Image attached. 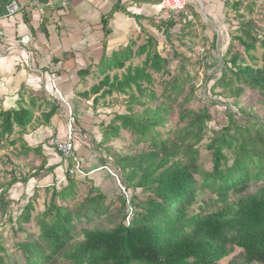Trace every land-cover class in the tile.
<instances>
[{
    "label": "trees",
    "instance_id": "obj_1",
    "mask_svg": "<svg viewBox=\"0 0 264 264\" xmlns=\"http://www.w3.org/2000/svg\"><path fill=\"white\" fill-rule=\"evenodd\" d=\"M119 10L126 12L122 7ZM190 10L192 7L187 3L182 11H170L172 16L153 23L163 36V47L172 48L173 30L178 31L179 39L191 36L189 29L193 22L187 20L186 14ZM107 19H102L104 26ZM239 30L242 34L232 40L253 61L250 53L258 40L253 36L251 23ZM260 43L262 67L246 64L242 54L233 50L232 43L222 57L225 71L216 86L230 95L234 105L248 94L257 98L260 107L264 106V38ZM133 44L119 48L108 58L103 56L98 67L101 80L82 94L83 98H92L93 106L114 94L125 99L124 112H116L104 127L100 146L108 151L111 142L124 132L133 138L135 147L141 143L146 147L138 153L113 156L120 171L119 185L124 191L120 190L118 200L121 220L108 229L90 226L94 219L110 216L113 202L106 201L105 195L94 188L87 191L81 202H76L77 184L68 175L72 163L66 161L67 185L59 191L52 188L47 207L37 222L38 237L26 230L33 211L31 201L21 211L18 208L14 211H20L15 219L16 233L26 236L17 243L23 264H46L57 259L64 264H219L234 250H239L240 256L228 264H264V124L253 116L240 125L230 108L226 109V125L213 132L214 137L205 146L209 157L202 158L198 146L205 137L211 115L206 106L197 112L186 108L190 101L188 94L177 103L183 86L189 82L188 76L181 84L178 77H173L164 87L159 86V93L156 91L155 77L170 76L169 65L186 61L185 56L176 51L171 55L161 53L154 34H147L137 47ZM113 71H120V76H110ZM194 92L191 87L189 93ZM174 107L178 124L183 125L178 130H166L167 117ZM33 109L34 100L18 110H0V151L16 145V141L8 139L14 128L24 131L30 125ZM56 111L53 107L43 114V124H48ZM21 149L23 155L39 154L41 147L23 145ZM201 163H207L209 168L200 167ZM44 166L41 163L25 178L12 175L0 187V227L8 207L16 205L8 198L9 189L55 169ZM251 183L261 187L250 193ZM138 189L141 198L135 194ZM199 193L214 196L221 207L203 214L192 213L190 209ZM35 195L36 192L31 199ZM127 205L131 212L127 211ZM6 221L12 223V217L8 216ZM81 224L82 240L75 242L72 234ZM4 251L0 244V264H8Z\"/></svg>",
    "mask_w": 264,
    "mask_h": 264
},
{
    "label": "crops",
    "instance_id": "obj_2",
    "mask_svg": "<svg viewBox=\"0 0 264 264\" xmlns=\"http://www.w3.org/2000/svg\"><path fill=\"white\" fill-rule=\"evenodd\" d=\"M11 1L0 0V4L4 6ZM15 1L20 10L10 17H0V30L6 36V41L0 43V110L28 107L32 100L34 109L30 125L24 131L14 128L9 137L8 140L16 141V145L0 152L11 156L15 161L13 163L20 165L28 175L41 163L45 165L44 169L55 167L48 175L29 179L25 183L30 189H38L53 186L55 181L62 178L66 180L65 176L60 175L66 174V171L63 172L65 167L67 169L65 161L49 147L54 139L63 140L67 114V107L53 93L51 80L54 79L56 89L70 107L78 129L90 134L92 140L100 146L103 129L114 116L106 121V116L95 117V113H105L108 109L106 101L110 100L113 104L116 95L93 106L92 98H83L82 94L101 80L98 74L101 59L103 56L110 57L112 52L128 44L134 43L135 47L141 45L147 34H160L153 23L172 15L156 12L155 0ZM193 1L201 4L202 13L187 1L192 7L186 13L187 20L193 22L192 27L196 26V17L202 21L204 17L211 27L209 31L225 32L226 25L223 23L228 16L227 6L236 0ZM63 2H67L66 7L62 6ZM121 7L126 12L120 11ZM126 13L136 18H130ZM102 19H107L105 26ZM24 36L30 42L21 46L18 41ZM192 36L195 37L194 34ZM120 73L113 71L109 75L120 76ZM53 107L57 108L56 115L48 124H43V114ZM23 145L33 149L40 146V153L23 155ZM74 153L85 171L103 166L93 162L91 155L77 154L75 136ZM31 160L37 164L28 167L27 163Z\"/></svg>",
    "mask_w": 264,
    "mask_h": 264
},
{
    "label": "rangeland",
    "instance_id": "obj_3",
    "mask_svg": "<svg viewBox=\"0 0 264 264\" xmlns=\"http://www.w3.org/2000/svg\"><path fill=\"white\" fill-rule=\"evenodd\" d=\"M194 6L199 13H202V6L197 1L187 0ZM168 15H172L167 13ZM226 18L224 19L225 32H215L213 30L209 31L211 28L207 23V19L203 17L198 18L196 21V26H191L189 32H193L195 37H182L179 39L178 31H171V46L166 45L163 47V36L158 33L156 35L158 40V47L161 53L163 52L166 55H171L172 52L176 51L179 54L185 56V60H179L178 62L171 63L169 65L170 76L160 77L156 76V91L160 92V87L165 86L166 82H169L173 77H178L179 82L185 79L186 76L189 78V82L183 86V92L181 96L177 99V103L182 101V98L188 94L189 103L186 108L199 111L204 106L208 107V111L211 115V121L207 124L205 137L202 143L198 146L202 158H208L209 154L205 150V146L208 144L209 140L214 137L213 132L220 131L226 125V109L230 108V112L233 113L234 119L238 121L240 125L245 124L247 121L251 120V117L255 116L264 124V106L260 107L257 103V98L246 94L243 98L239 99L236 105L233 103V99L230 95L223 91L220 87L216 86L217 80L221 77V73L225 71L222 57L225 53L226 48L229 43L233 44V50L238 51L242 54L243 59L246 64H250L253 67H262L263 63L261 62V40L264 38V0H236L232 4L229 3L227 6ZM251 23L253 36L258 40L255 45V50H253L250 55L253 56L254 60L251 61L243 51L242 47L237 41H233V37H237L242 33L239 30V27L246 26L247 23ZM217 29V28H216ZM155 34V33H154ZM214 37V39H213ZM213 39V43H212ZM211 41V42H210ZM180 66H183V70H180ZM228 68V67H227ZM227 72V71H226ZM193 87L195 92L190 94V89ZM112 100V99H111ZM125 99L120 96H116L112 101L108 102L105 113H95V117L106 116V121L116 114V112H124L123 102ZM154 105V104H152ZM119 107V108H118ZM139 111V109H136ZM243 110V112H240ZM238 112V113H237ZM235 113V114H234ZM103 120L102 122H106ZM65 125V136L67 134V120L64 122ZM183 123L178 124L177 120V111L174 107V111L167 117V124L165 126L166 130H178L181 128ZM73 133L75 134V146L77 154L83 156L84 154L91 155L93 162H98L100 165H106L110 172L116 177H120V171L115 165L113 156H125L141 151H145L146 147L142 143L135 147L132 142L133 138L128 133H121V136L116 141L111 142V147L107 151L106 147L97 145L94 140H92L90 134L84 130H79L77 123L73 126ZM89 135V136H88ZM73 136V143H74ZM55 140V139H54ZM54 140L50 143L49 147L54 150ZM56 141V140H55ZM83 154V155H81ZM103 156V157H102ZM110 156V157H108ZM14 159L11 156L4 155L0 152V187L4 186L7 182L10 181L12 175L16 176L17 179L25 178L28 176V173L21 169L20 165L14 164ZM28 167H33L35 163H32V160L29 161ZM66 166L69 164L65 161ZM71 167V166H70ZM101 167V166H100ZM99 167V168H100ZM200 167L208 169L209 165L207 163H201ZM94 170L85 171L84 176L73 177L77 184V194L76 202H81L86 193L90 188L99 190L102 194L105 195L106 201L113 202V206L110 209V216L100 217L94 219L90 226H97L100 228L108 229L116 222L121 220L122 211L120 210V205L118 203L120 194L119 183L107 170ZM37 169V168H36ZM19 170V172H18ZM66 167L63 169V172L66 171ZM15 174H14V173ZM62 176L68 177L66 174H60ZM117 177V178H118ZM29 181V180H28ZM67 185V181L63 178L55 181L53 186L49 187H29L24 184L13 185L8 191V198L16 203V205H10L8 207V212L6 217H4L2 223L3 226L0 227V244L4 248V256L8 264H23L22 255L17 249V243L26 239L24 233H16L17 226L15 224V219L17 218L20 211L23 207L31 201L33 206V211L30 214V223L26 226L28 233H33L35 237H38V226L37 222L40 218L42 212L46 209L49 202L52 188L57 191L60 188ZM41 186V185H39ZM1 187V188H2ZM261 185L251 183L249 192H256ZM36 192L35 197L31 199V196ZM33 190V191H32ZM30 191V192H29ZM121 192V193H120ZM131 192V191H130ZM30 194V195H29ZM135 194L141 198L140 190H136ZM127 200L130 198V193L127 192ZM57 205H61L57 200L55 201ZM72 205L70 204V207ZM127 205V211L131 212ZM221 207V204H217L214 196L209 194L203 195L199 193L197 200L192 205L190 211L192 213L209 212L216 210ZM18 208L19 213L14 212ZM12 217V223H8L7 217ZM83 223V221H81ZM82 228L83 224L77 225L75 231L73 232V239L75 242L82 240ZM240 256L239 250H234V252L219 264H228L235 258ZM65 262L62 259L53 260L52 262H47L46 264H64Z\"/></svg>",
    "mask_w": 264,
    "mask_h": 264
},
{
    "label": "built area",
    "instance_id": "obj_4",
    "mask_svg": "<svg viewBox=\"0 0 264 264\" xmlns=\"http://www.w3.org/2000/svg\"><path fill=\"white\" fill-rule=\"evenodd\" d=\"M187 4V0H161V2L158 5H155V10L158 13L161 12H178L182 11ZM63 7L67 6V2L62 3ZM20 10L19 5L15 0H12L8 4L1 6L0 4V17H10L16 12ZM6 41V36L3 33L2 30H0V43H3ZM30 42V39L26 36L21 37L18 41V43L21 46H26ZM51 87L53 89V93L55 96L59 99L60 103L64 104L67 107V114H66V120H67V134L65 136V139L63 140H56L54 141V150L56 153L64 160L69 161L72 163L71 169L68 171V175L71 177L75 176H84V171L82 170V167L80 165V162L75 156L74 153V143H73V136H74V129L73 126L75 125V117L68 106V104L65 102V100L62 98L60 92L56 89L54 79L50 82ZM98 170H107L110 172V170L106 166H101ZM111 173V172H110ZM111 175L118 181V178L111 173ZM119 183V181H118ZM120 189L123 191L122 187L119 185ZM124 192V191H123ZM126 220V224H127Z\"/></svg>",
    "mask_w": 264,
    "mask_h": 264
}]
</instances>
